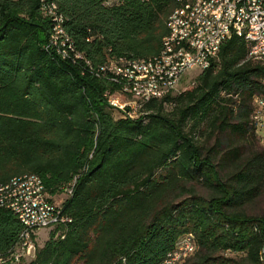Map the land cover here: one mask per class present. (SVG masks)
I'll return each mask as SVG.
<instances>
[{
  "label": "trees",
  "instance_id": "1",
  "mask_svg": "<svg viewBox=\"0 0 264 264\" xmlns=\"http://www.w3.org/2000/svg\"><path fill=\"white\" fill-rule=\"evenodd\" d=\"M176 6L0 0V182L38 174L53 193L74 180L61 208L70 221L25 264H158L186 232L195 249L182 264H264V207L248 210L264 192V148L241 154L232 141L256 133L252 98L264 94V61L243 37L231 35L193 84L144 101L137 117L114 114L102 95L100 68L158 55ZM52 23L63 31L53 47ZM19 227L0 208V256Z\"/></svg>",
  "mask_w": 264,
  "mask_h": 264
},
{
  "label": "built area",
  "instance_id": "2",
  "mask_svg": "<svg viewBox=\"0 0 264 264\" xmlns=\"http://www.w3.org/2000/svg\"><path fill=\"white\" fill-rule=\"evenodd\" d=\"M247 4V14H240L239 5ZM190 22V30H186L181 37H188V45L197 48V55L183 60L181 68L168 70L167 61L178 56L175 49L174 57H161L158 55L157 67H134V68H112V75L108 76V85L102 95L107 104L112 107L119 116L137 117L143 111L141 105L151 98H160L165 94H171L187 69H198L208 67L216 58L217 50L224 37L230 29L248 28L247 50H264V0H219V6H212V0L204 8V15H195V0H187L184 13L178 20V25ZM57 27L56 23H52ZM193 25H200V32H193ZM174 28V29H175ZM180 38H168L161 43L160 47L173 45L174 40ZM47 45L52 46L50 39ZM64 42V41H63ZM82 58V57H81ZM264 65V64H262ZM110 67V66H105ZM144 68H152L153 76L140 86L129 84V77L134 71ZM91 71V70H90ZM93 72V71H91ZM111 76L128 77V85H122V97L112 96ZM123 89H135V97L126 99L123 97ZM254 101V124L253 128L257 134L264 133V94L253 96ZM74 180H71L61 189L69 195ZM0 208L8 210L18 221L19 230L15 240L7 251L0 256V264H25L33 258L37 244L34 234L40 227L63 228L70 221V217L61 211L62 203L53 200L52 193L46 190L41 177L36 174L27 183L17 184L12 190V202L10 205L0 204ZM57 232L54 234L56 236ZM63 232L60 233V237ZM189 242H194L190 232L179 235L173 242V247L164 253L158 264H174L177 253L182 252Z\"/></svg>",
  "mask_w": 264,
  "mask_h": 264
},
{
  "label": "bare ground",
  "instance_id": "3",
  "mask_svg": "<svg viewBox=\"0 0 264 264\" xmlns=\"http://www.w3.org/2000/svg\"><path fill=\"white\" fill-rule=\"evenodd\" d=\"M210 1L211 0H195V15H204V8L207 6V4ZM246 1L254 2V0H246ZM186 6H187V0H177V6L174 8L172 13L168 17L167 20L168 33L163 37L162 43L164 42V40H168V38H180L184 34V32H186V30H190V22H183V25H178L175 28L176 24L178 23V20L181 18V15L184 13V8ZM212 6H219V0H212ZM54 9H55L54 6H50L47 9V12L55 16ZM239 12L240 14H247L248 5L240 4ZM54 20L60 22L61 18L54 17ZM56 25L57 27H54V31L56 34L50 40L52 47L57 45V36L59 34H63L60 25L58 23ZM193 32H200V25H193ZM231 35H241L243 39L247 41L248 28L230 29L222 42L228 39ZM65 40L67 41L68 39ZM64 43L62 42V44ZM182 45H188V37H181V40H174L173 45H167L165 47H161V51L158 54L161 57H174L175 49H178V56H176L174 59H169L167 61L168 70H175L176 68H181V66L183 65V60L190 59L193 55H197V48H194L193 46H184L183 48H181ZM248 51H249L248 56L250 58L264 61L263 49H249ZM64 53L65 51L63 50V54ZM158 55L152 58L138 59V60H130L123 58L118 62L115 63L112 62L105 65L110 67L102 66L100 68V71L107 73V75H112V68L157 67ZM78 57H81V55L79 54ZM95 74L96 76L99 75V73L96 72ZM152 76H153L152 68H144L139 71H134L131 77H129V84L133 86H140L142 83H146V81L150 80ZM112 83L119 86V92L121 93V95H115L113 94L112 91V96L114 95L113 97H120L122 96V85H128V77H120V82H118V76H111V84ZM124 96L131 97L133 99L135 97V89H123V97ZM253 120H254V114H253ZM263 128H264V121H263ZM34 176L35 175L33 174H25V175L13 177L7 183L0 182V204L10 205L12 202V190L16 187V185L27 183L32 178H34ZM191 238L193 240L192 236ZM194 243L195 242H189L187 247L182 252L177 253V255L174 258V264H182L184 259L192 254V252L195 249Z\"/></svg>",
  "mask_w": 264,
  "mask_h": 264
},
{
  "label": "rangeland",
  "instance_id": "4",
  "mask_svg": "<svg viewBox=\"0 0 264 264\" xmlns=\"http://www.w3.org/2000/svg\"><path fill=\"white\" fill-rule=\"evenodd\" d=\"M198 72H199L198 69H187L186 71H184V73H182V75L180 76L179 82L175 90L171 94H175L178 91L184 89L186 86L193 84L194 76ZM124 97L127 99H132L131 97H127V96H124ZM170 108H171L170 104H164L163 106V110L165 112H167ZM114 114H117V113L114 112ZM201 140L204 141L205 137L203 138L201 137ZM213 140H214V137L212 136L208 140H206V144H211ZM232 141L234 144H237L239 146V152H241V154H244L247 150H249L253 146L264 148V133H261V134L254 133L253 136L248 134L246 135V137H242V138L233 137ZM196 192L201 193L203 195H208V191L200 186H197ZM67 197L68 195L62 189H58L52 193L53 200L58 203H62V201L66 199ZM262 207H264V192L252 200L251 205L248 210L256 211ZM48 230L49 228L47 227H40L36 230L34 234V240H35V243L37 244V247L41 246L44 240L48 237ZM222 253L224 255L233 256V257H237L240 254H243L242 251H229V250H224ZM261 260H264V256H261Z\"/></svg>",
  "mask_w": 264,
  "mask_h": 264
}]
</instances>
